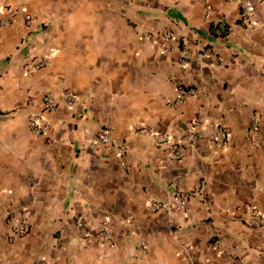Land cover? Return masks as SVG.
Wrapping results in <instances>:
<instances>
[{
  "label": "crops",
  "instance_id": "1",
  "mask_svg": "<svg viewBox=\"0 0 264 264\" xmlns=\"http://www.w3.org/2000/svg\"><path fill=\"white\" fill-rule=\"evenodd\" d=\"M9 9L20 12L0 27V264H264V227L239 212L264 211V0H0ZM42 57L51 64L27 70ZM181 86L196 96L177 102ZM50 91L42 134L31 116ZM197 116L231 143L197 140L168 160L137 131L187 143ZM102 128L124 159L97 142ZM177 194L184 211L149 206ZM25 208L31 228L15 236L8 215Z\"/></svg>",
  "mask_w": 264,
  "mask_h": 264
},
{
  "label": "built area",
  "instance_id": "2",
  "mask_svg": "<svg viewBox=\"0 0 264 264\" xmlns=\"http://www.w3.org/2000/svg\"><path fill=\"white\" fill-rule=\"evenodd\" d=\"M207 12L209 7L206 8ZM20 11L17 9H9L5 13L0 11V27H4L9 25L14 17ZM24 18L27 23L32 21V16L28 13L23 12ZM253 15V9L249 2H244L242 5L241 13H240V21L244 24L251 23ZM148 37L151 36L150 33H146ZM159 37L163 41H170L172 43L177 42L179 39L174 31L165 30L159 34ZM181 43L186 45L187 39L182 37L180 39ZM190 52H185L184 59L189 60L191 58ZM51 64V59L42 57L36 58L30 63L26 65L28 71H33L35 69H39L43 66ZM197 94V90L191 86H181L179 87V95L176 99L177 102L184 100L187 97H195ZM67 100L70 104H73L76 101L75 96L68 92L66 94ZM58 108V101L52 91L45 93L43 97V106L42 110L37 113H33L31 116V126L38 133H46L49 129V123L47 121H41L45 113L53 112ZM203 118L197 116L194 120L193 127L194 131L192 136L190 137L187 143L171 141L167 137L162 134L155 133L150 130L148 127L143 126L137 129L138 132L152 135L155 138V141L159 144H166L168 147L167 151V159L168 160H178L181 159L184 150L185 144L192 146L197 140L207 139L213 143L219 145H229L231 143V135L227 129L218 127L213 133L207 135L200 129L203 125ZM260 125V117H255L253 131H257ZM111 130L109 128H102L97 136V142L102 145L115 147L117 155L120 159H124L127 154V149L124 144H117L115 140L112 138L110 134ZM149 206L153 210L160 209H179L184 211L187 208L186 199L182 194L175 195L170 201H160V200H151L149 202ZM239 212L248 215L247 223L252 227H264V211H262L258 206L253 204H244L240 206ZM33 216V212L30 209H21L16 212H12L8 215V220L12 226V233L15 236H23L27 234L31 228V218ZM78 226L81 228H86L85 218L83 216H78L77 218ZM99 233L103 236L107 241L110 240L111 232H110V219L106 218L102 220L99 225ZM90 235L89 230L85 232V236L88 237ZM231 264H253L249 261L243 259H235L231 262Z\"/></svg>",
  "mask_w": 264,
  "mask_h": 264
}]
</instances>
